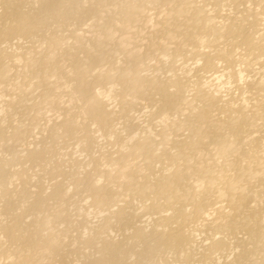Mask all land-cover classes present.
<instances>
[{"label":"bare ground","instance_id":"obj_1","mask_svg":"<svg viewBox=\"0 0 264 264\" xmlns=\"http://www.w3.org/2000/svg\"><path fill=\"white\" fill-rule=\"evenodd\" d=\"M0 264H264V0H0Z\"/></svg>","mask_w":264,"mask_h":264}]
</instances>
